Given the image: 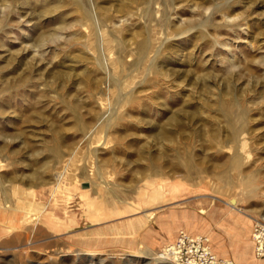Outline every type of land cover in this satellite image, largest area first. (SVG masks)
<instances>
[{
	"label": "rangeland",
	"instance_id": "374dc122",
	"mask_svg": "<svg viewBox=\"0 0 264 264\" xmlns=\"http://www.w3.org/2000/svg\"><path fill=\"white\" fill-rule=\"evenodd\" d=\"M258 224L264 0H0V264H264Z\"/></svg>",
	"mask_w": 264,
	"mask_h": 264
},
{
	"label": "built area",
	"instance_id": "2783aa9c",
	"mask_svg": "<svg viewBox=\"0 0 264 264\" xmlns=\"http://www.w3.org/2000/svg\"><path fill=\"white\" fill-rule=\"evenodd\" d=\"M190 241L192 242L189 243ZM176 247L179 264H212L216 261L212 250L203 246L200 238L197 241L191 240L184 232H181Z\"/></svg>",
	"mask_w": 264,
	"mask_h": 264
},
{
	"label": "bare ground",
	"instance_id": "6f19581e",
	"mask_svg": "<svg viewBox=\"0 0 264 264\" xmlns=\"http://www.w3.org/2000/svg\"><path fill=\"white\" fill-rule=\"evenodd\" d=\"M258 225H260V224H258ZM261 226V229H263L264 230V225H260ZM26 232H28V227H26L24 230L23 229H19V231L17 232V233H15V235L13 234H11V238L9 239V240H11V241H18V242H20V243H23V242H25L23 245H25V244H27L29 241H30V239H31V237H32V235H33V233H31L30 234V232L29 233H26ZM34 235H35V233H34ZM37 235H35V237H36ZM0 241L1 242H5L6 241V233L4 232V231H1L0 230ZM17 242V243H18ZM56 252V251H55ZM60 252V251H59ZM59 252H56L55 254H52L53 255V257H58L59 256ZM53 253V252H52ZM176 253H177V251H176ZM151 255V254H150ZM153 255V254H152ZM151 255V256H152ZM176 256V260H177V262H176V264H179L178 263V260H179V254L178 255H175ZM173 259H174V257H173ZM150 262H158L157 264H174L173 263V260H171V259H168V258H166V257H164V256H162V255H154V256H152L151 258H150V260H149ZM149 262V263H150ZM148 263V264H149ZM52 264H60V262H59V260H58V258H56L53 262H52Z\"/></svg>",
	"mask_w": 264,
	"mask_h": 264
}]
</instances>
